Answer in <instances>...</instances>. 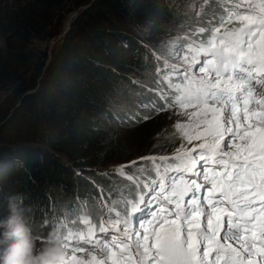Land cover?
<instances>
[{
  "label": "trees",
  "instance_id": "16d2710c",
  "mask_svg": "<svg viewBox=\"0 0 264 264\" xmlns=\"http://www.w3.org/2000/svg\"><path fill=\"white\" fill-rule=\"evenodd\" d=\"M209 7L211 14L223 8ZM72 10L77 12L61 35L66 14ZM207 19L212 18L203 22ZM176 20L170 0H0V214L8 212L9 196L23 193L31 220L34 215L41 219L34 226L41 238L45 237L42 223L49 216L59 219L56 229L67 223L63 217L70 216L71 223L94 221L98 213L75 216L60 207H67L68 198L84 208L83 197L91 204L95 197L87 193L92 185L83 179L85 175L93 181L101 178L89 166L139 153L127 149L128 136L121 130L132 132V127L140 126L138 134L147 136L151 126L147 122L162 117L164 107L149 111L145 118H153L135 124L142 117L117 105L116 99L133 85L132 76L147 69L136 27L155 23L166 27ZM42 38L54 40L52 47L34 51L31 41ZM149 56L151 62L157 61ZM155 78L149 84L153 94L167 98L163 106H177L179 93L168 87L166 78ZM170 82L179 84L180 78ZM155 138L156 146L141 154L177 155L182 142L177 135L161 130ZM157 160L147 174L153 178L158 166L163 177L174 164L172 159ZM147 175L146 181L151 178ZM141 180L132 182L139 186ZM135 195L128 199L124 194L125 202L133 203ZM52 221L47 231L53 229Z\"/></svg>",
  "mask_w": 264,
  "mask_h": 264
},
{
  "label": "snow or ice",
  "instance_id": "6c2138e0",
  "mask_svg": "<svg viewBox=\"0 0 264 264\" xmlns=\"http://www.w3.org/2000/svg\"><path fill=\"white\" fill-rule=\"evenodd\" d=\"M198 51L183 56L195 71L172 69L181 79L168 85L188 121L177 124L184 143L147 158L178 160L168 171L179 175L145 185L152 207L136 227L135 202L99 223L72 221L83 227L65 236L66 264H264V0L226 10Z\"/></svg>",
  "mask_w": 264,
  "mask_h": 264
},
{
  "label": "rangeland",
  "instance_id": "374dc122",
  "mask_svg": "<svg viewBox=\"0 0 264 264\" xmlns=\"http://www.w3.org/2000/svg\"><path fill=\"white\" fill-rule=\"evenodd\" d=\"M238 2L239 0H230V2L229 0H170V4H172L174 8L178 20H176L171 25H167L166 27L163 26V24H160V26L159 23L151 25H140L138 26L139 28L136 27V31L139 32L138 40L141 43L142 48L140 50L141 52L139 53L141 55V58L147 61V69L142 70V72H140V75L132 76L133 85L131 84L130 86H126L127 88H125V91L116 99V104L119 106L126 107L127 110L131 108L130 110L132 114H138L140 117H142V119L137 120L135 124H141L143 121H145V119L153 118L154 115L149 118H145L144 116L149 111L151 112V110H157L163 107L166 110L160 111V114L163 113L161 118H158L155 121L151 120L147 122V125L150 124L151 126L148 127V134L147 136L145 134V137L143 136V134L141 135V132L138 134V132L141 131L140 126L132 127V132H130V130H121L126 136H128L127 149L132 151L131 154L137 152L139 153L134 154L130 158H126L122 161H118L113 158L103 164H95L89 166V168L95 173L97 172V176L101 178L100 180L93 181L90 176L85 175L83 179L88 181L89 184L94 187H88L90 188V191L89 193H87V195L89 194V197L93 198V196L90 195L93 193L95 199L93 198L92 201L90 199L91 204H89L88 202H86V198L83 197L82 201L85 205L84 208L83 206H81V204L71 203L70 199L68 198L66 203L67 207L64 206V208L62 205L61 207L59 206L61 210L69 208V215L72 214L78 216L80 213H98V216L106 218L108 216L110 217L111 215L115 216L117 212L122 213L126 210L131 209L132 203H130L129 200H126L125 202L124 194L127 195L128 199L132 195L136 194V199H131V202L135 203L139 202V197L141 195L147 194L146 198L151 195L150 187H145V185L150 186L151 181L153 179L158 180L160 176L157 172L156 174H154V178L150 175H147L148 173H150L148 172V170L151 169L150 167H153L154 165L151 164L152 162L154 163V161L152 159L147 158H151L154 156H152L151 154H141V152L143 153V151L147 150L148 148L153 149L156 146L159 140L155 138V136L159 134L161 130L162 132L166 131L168 133L177 135L181 139L183 135V130L177 128V124L181 123L187 125L188 121L185 117L180 115L182 109L180 108L179 104L172 108H167V106H163L165 103L164 101H166L167 98L162 99L159 96L153 94L155 92V89H150L149 84L157 79L155 77H158L160 79L166 78L164 80L169 83L171 80L176 81L178 77L171 76V71L174 68L180 71H183V69L185 68H189V74L191 75V72L195 71V69H191L189 64L184 63L183 56L187 54L189 55L190 59L192 57L201 58L198 51V49L201 47L202 42L200 40L201 35H204L207 38L209 31L212 30L215 26H217L218 21L222 16L226 15V10L235 9V5ZM212 4L221 5L223 6V8L216 11L215 14H211L209 5ZM76 12V10H72L66 14L64 26L66 20L69 19L70 21L71 17H73ZM208 17L212 19H207L205 22H203V20ZM232 26L233 25H228L227 27ZM200 28L205 29V32L203 34L200 33ZM133 33L136 34V32ZM53 41L54 40L52 39L44 38L33 39L30 45L31 48H33L36 52L42 50H45L47 52L52 47ZM190 48L191 51H189ZM177 49H179V51H177ZM149 55L156 57L157 61L151 62V57ZM150 63H152L153 67H156L154 70L150 68ZM199 67L200 65H196L197 69ZM148 98L150 99V101H152L151 99H153L154 101H152V103H148ZM141 100L146 103H141ZM136 104H140L139 106L143 107L142 111L139 110L140 107L137 108L138 106H135ZM189 111H192V109L190 108ZM160 124H165V126L156 129L155 127H159ZM181 141L182 142L180 144L182 145L184 141L182 139ZM155 162L159 163L157 159L155 160ZM123 168L126 169V171ZM146 175L147 178L151 177L150 179L152 180L147 179L146 181L144 177ZM139 176L142 178H140ZM129 177H131V179H129ZM186 178L190 179V177ZM136 179H143L141 180V185L135 186L133 184L132 181ZM164 179L166 180V182H168V178L165 177ZM146 200L145 203H147ZM151 207L152 206L150 205L148 209H150ZM147 211V208L144 207L141 212L142 217L140 215H137L133 220L131 218L133 227H136L138 222H142L144 220V218L147 216ZM7 214L8 212L0 214V218L6 216ZM33 217V225L35 226L37 224H40L41 219L37 220L36 215H34ZM69 217L68 219L66 217H63V219L67 220V223H71L69 222ZM50 218L51 221L53 219V228L54 225H56V227L58 226V224H56V221H59L57 216H49L47 219H45V222L42 223L43 231L41 232L42 234H45V236L49 232L47 231V229L49 230L48 227L50 224ZM71 224L74 225L75 223ZM61 228H58V230L60 231V233H62L64 244L67 243L69 245V248H66V252L68 255L70 254V246L72 242L66 241L65 236L67 235L69 230H72L73 226H70L69 230L67 229V227ZM78 255L83 256L84 254Z\"/></svg>",
  "mask_w": 264,
  "mask_h": 264
},
{
  "label": "clouds",
  "instance_id": "9594fccd",
  "mask_svg": "<svg viewBox=\"0 0 264 264\" xmlns=\"http://www.w3.org/2000/svg\"><path fill=\"white\" fill-rule=\"evenodd\" d=\"M23 193L8 198V214L0 218V264H66L67 252L60 231L43 238L36 232Z\"/></svg>",
  "mask_w": 264,
  "mask_h": 264
},
{
  "label": "water",
  "instance_id": "95a60500",
  "mask_svg": "<svg viewBox=\"0 0 264 264\" xmlns=\"http://www.w3.org/2000/svg\"><path fill=\"white\" fill-rule=\"evenodd\" d=\"M68 24H69V19L66 20V22H65V26H64V29H63L62 32H61V35H62V34L65 32V30L67 29Z\"/></svg>",
  "mask_w": 264,
  "mask_h": 264
},
{
  "label": "bare ground",
  "instance_id": "6f19581e",
  "mask_svg": "<svg viewBox=\"0 0 264 264\" xmlns=\"http://www.w3.org/2000/svg\"><path fill=\"white\" fill-rule=\"evenodd\" d=\"M149 198H150V196L148 197V200H149ZM148 200H147V201H148Z\"/></svg>",
  "mask_w": 264,
  "mask_h": 264
}]
</instances>
